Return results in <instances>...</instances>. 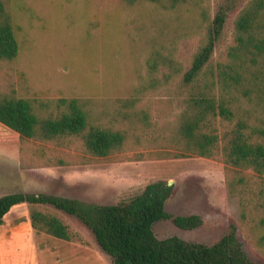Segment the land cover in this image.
Here are the masks:
<instances>
[{
	"label": "rangeland",
	"instance_id": "374dc122",
	"mask_svg": "<svg viewBox=\"0 0 264 264\" xmlns=\"http://www.w3.org/2000/svg\"><path fill=\"white\" fill-rule=\"evenodd\" d=\"M234 1L211 60L213 69L227 60L228 49L235 44V19L250 0ZM226 2L200 0L199 7L191 4L177 14L151 1L130 6L124 0H8L20 52L14 60L0 59V90L14 88L18 96L39 99L111 100L134 95L138 106L150 109L152 124L144 130L139 126L140 142L130 140L121 152L97 158L79 142L21 143L16 131L0 123V195L47 192L116 204L142 193L149 183L166 180L173 186L167 212L197 214L203 222L184 229L172 218L159 221L154 225L159 238L176 235L212 244L234 223L248 257L264 264L263 213L253 210L242 218L239 196L227 194L223 162L198 155H162L174 150L167 140L182 108L187 87L183 74L203 41L207 22ZM158 53L173 55L177 68L162 62L152 67ZM112 110L97 108L100 115L105 111L106 119L100 118L105 121ZM38 208L58 214L83 240L36 232L26 218L30 206L22 203L0 226V264H113L79 218L49 205Z\"/></svg>",
	"mask_w": 264,
	"mask_h": 264
},
{
	"label": "trees",
	"instance_id": "16d2710c",
	"mask_svg": "<svg viewBox=\"0 0 264 264\" xmlns=\"http://www.w3.org/2000/svg\"><path fill=\"white\" fill-rule=\"evenodd\" d=\"M151 1L164 10L179 14L200 0H124L130 6ZM234 0H227L206 25L203 41L183 74L187 86L182 108L168 138L174 150L166 158L198 155L221 160L227 170V194L239 196L242 218L260 211L264 227V0H250L235 19L234 41L227 60L211 68L218 40L222 37ZM201 13L205 15V12ZM20 43L8 0H0V59L14 60ZM152 67L166 64L177 68L173 55L158 53ZM162 62V63H161ZM169 75L168 73H166ZM137 96L97 100L90 97L57 99L25 98L14 88L0 90V122L19 134L21 143L40 141L55 146L79 142L83 150L97 158L121 152L130 140L140 142L136 132L152 124L150 109L138 106ZM104 105L111 107L109 120ZM108 112V111H107ZM151 140H156L151 139ZM60 164L65 161L58 160ZM173 186L166 180L146 185L142 193L116 204L86 202L47 192L16 191L0 195V226L13 207L27 203L36 232L67 241H82L52 206L79 218L95 235L113 264H256L239 242L237 225L212 244L188 241L180 236L159 238L154 225L172 218L184 229L199 227L197 214L173 216L166 202ZM23 221L19 219L18 222Z\"/></svg>",
	"mask_w": 264,
	"mask_h": 264
},
{
	"label": "crops",
	"instance_id": "0c3cea01",
	"mask_svg": "<svg viewBox=\"0 0 264 264\" xmlns=\"http://www.w3.org/2000/svg\"><path fill=\"white\" fill-rule=\"evenodd\" d=\"M0 123H1V122H0ZM13 208H14V207H13ZM12 210H13V209H12ZM12 210H11V211H12ZM26 218H27L28 221H30V216H29V215H28ZM30 222H31V221H30Z\"/></svg>",
	"mask_w": 264,
	"mask_h": 264
},
{
	"label": "water",
	"instance_id": "95a60500",
	"mask_svg": "<svg viewBox=\"0 0 264 264\" xmlns=\"http://www.w3.org/2000/svg\"><path fill=\"white\" fill-rule=\"evenodd\" d=\"M170 184H171V182H170Z\"/></svg>",
	"mask_w": 264,
	"mask_h": 264
}]
</instances>
